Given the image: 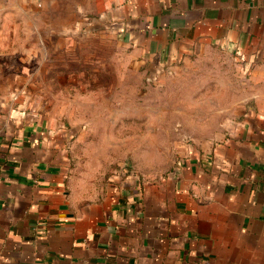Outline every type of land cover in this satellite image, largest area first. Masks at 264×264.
<instances>
[{"label":"crops","instance_id":"obj_1","mask_svg":"<svg viewBox=\"0 0 264 264\" xmlns=\"http://www.w3.org/2000/svg\"><path fill=\"white\" fill-rule=\"evenodd\" d=\"M102 8L152 71L222 51L248 78L225 82L193 116L219 125L177 145L160 171L116 159L115 144H90L72 119L8 107L0 95V264H264V0Z\"/></svg>","mask_w":264,"mask_h":264},{"label":"rangeland","instance_id":"obj_2","mask_svg":"<svg viewBox=\"0 0 264 264\" xmlns=\"http://www.w3.org/2000/svg\"><path fill=\"white\" fill-rule=\"evenodd\" d=\"M5 1L0 95L9 98L8 107L72 119L89 131L90 144H115L116 159L146 171L170 167L177 145L207 139L219 122L193 116L208 112L225 82L248 78L242 62L222 51L150 70L106 26L104 0Z\"/></svg>","mask_w":264,"mask_h":264}]
</instances>
